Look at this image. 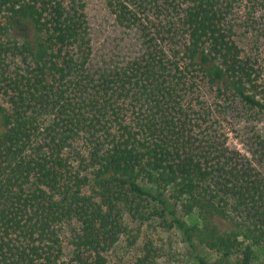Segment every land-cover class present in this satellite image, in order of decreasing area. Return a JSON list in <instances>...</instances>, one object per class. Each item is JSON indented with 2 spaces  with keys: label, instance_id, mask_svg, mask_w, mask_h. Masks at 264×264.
Segmentation results:
<instances>
[{
  "label": "trees",
  "instance_id": "1",
  "mask_svg": "<svg viewBox=\"0 0 264 264\" xmlns=\"http://www.w3.org/2000/svg\"><path fill=\"white\" fill-rule=\"evenodd\" d=\"M241 1L106 0L141 48L95 66L84 0H0V264H64V226L69 264H106L129 221L165 214L214 253L199 264H264V139L242 153L190 101L264 112Z\"/></svg>",
  "mask_w": 264,
  "mask_h": 264
},
{
  "label": "rangeland",
  "instance_id": "2",
  "mask_svg": "<svg viewBox=\"0 0 264 264\" xmlns=\"http://www.w3.org/2000/svg\"><path fill=\"white\" fill-rule=\"evenodd\" d=\"M84 2L93 45V64L111 65L133 58L141 48L136 32L115 23L106 0ZM230 20L239 46L257 70L258 97L264 101V8L253 0H243L238 3ZM192 96L190 101L194 110L209 112L213 127L242 153L250 156L253 134H259L264 139V112L247 108L236 101L215 100L213 94L203 88L198 97L196 94ZM261 169L264 170L263 167ZM184 220L190 225L200 223L196 214L184 216ZM69 227L64 226L61 234L65 249L61 263L64 264L71 262ZM128 231L106 252V264H138L139 258L146 255V249L152 255L148 264H199L197 256L211 262L215 259L214 253L206 247L195 240L187 241L180 230L172 226L167 214L143 223L129 221Z\"/></svg>",
  "mask_w": 264,
  "mask_h": 264
}]
</instances>
